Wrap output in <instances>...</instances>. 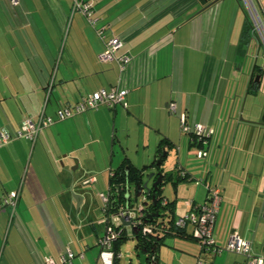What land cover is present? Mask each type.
Instances as JSON below:
<instances>
[{"label":"crops","instance_id":"0c3cea01","mask_svg":"<svg viewBox=\"0 0 264 264\" xmlns=\"http://www.w3.org/2000/svg\"><path fill=\"white\" fill-rule=\"evenodd\" d=\"M76 1L80 7L91 4V15L75 7ZM221 3L17 0L14 4L0 0V131L14 133L24 118L54 115L58 106L73 105L99 88L127 89L122 104L102 105L57 121L42 129L35 142L15 138L0 146V198L20 188L16 207L0 208V264H46L47 257L58 264H110L98 244L106 228L100 194L108 192L110 173L122 162L142 168L156 159L162 139L167 156L174 150L177 153V164L172 168L164 163V170H184L195 179L203 163L198 167L199 162L189 156L202 158L196 156L191 133L180 130V115L184 113L191 125H218L219 108L229 99L228 87L243 67L240 50L244 44L240 39L222 38ZM98 29L106 37L122 39L116 54L129 57L123 69L115 60L100 59L105 43ZM253 69L242 75L244 85H238L237 95L231 92L226 110H238L239 99L250 94ZM172 102L175 112L170 111ZM214 134L215 130L207 151ZM119 136L135 142L117 152L119 163L113 167V146ZM133 147L135 152L141 148L146 152L140 167L128 154ZM220 153V149L214 152L218 158ZM229 157L213 183L222 189L214 225L216 243L225 244L237 231L251 241L254 252L264 254L262 171L251 162L246 168L238 166L239 155ZM95 169L107 170L108 176L94 210V199L84 187L99 180L97 176L90 184L82 180L95 176L88 175ZM144 169L145 174L156 171L155 166ZM190 180L178 181L176 188L182 193L173 197L163 187L162 194L173 202L175 217L187 212L192 203L206 200L205 184L196 183L187 194L183 192L182 183ZM73 193L81 196L77 207ZM129 198L135 201L133 189ZM185 232L165 237L157 264H196L198 259L203 264H237L241 259L232 252H204L188 235L190 229ZM68 249L76 256L62 263L61 256Z\"/></svg>","mask_w":264,"mask_h":264},{"label":"built area","instance_id":"2783aa9c","mask_svg":"<svg viewBox=\"0 0 264 264\" xmlns=\"http://www.w3.org/2000/svg\"><path fill=\"white\" fill-rule=\"evenodd\" d=\"M243 9L249 18L253 32L259 47L264 50V17L261 12L256 8L253 0H242ZM14 4L17 0H12ZM241 3V4H242ZM75 7H80L76 1ZM91 4H82L80 8L86 13L91 15L89 7ZM264 13V7L262 8ZM90 21L94 23V20ZM98 35L104 38V50L100 55L103 61H117L120 68L123 69L124 65L129 61L127 55L117 56L116 52L123 46V41L117 35L106 37L103 29H98ZM127 89L125 88H99L84 96L80 101L73 105H61L55 109L54 115L41 114L37 119L31 117L24 118L17 130L14 133L8 131H0V146L9 143L15 138H27L35 142L38 134L42 129L54 124L56 121L64 120L76 114L96 109L102 105L114 107L117 104L124 103ZM170 111L175 112V104H170ZM180 130L184 133H192L195 140L201 144V147L196 150V156L203 158L207 156L208 139L213 134L212 127L204 126L199 123L189 124L186 115H180ZM96 181V176H89L82 180L83 184H90ZM207 195L204 203H192L189 210L183 215L177 216L174 220V226L178 229H190L191 236L198 241L202 250L210 254H218L221 252H232L241 256L237 264H264V254L256 253L253 251L251 241L242 237L237 231H233L225 244L218 245L214 236V225L219 211L220 203L222 200V189L218 185L206 184ZM20 195V188L9 192L7 195L0 198V208L10 207L14 209ZM100 198L103 202V211H106V228L104 234L99 237L98 244L101 249L102 256L105 261L113 264L115 253L113 251V242L121 234L123 228L126 226L122 224L121 218L124 216L129 220V227L138 225L142 222V216L145 211L142 209V203L134 202L131 205L120 206L118 210L109 212L111 199L109 193H101ZM165 203V201L163 202ZM122 226V227H121ZM126 229V228H125ZM153 228L149 224L142 226V232H151ZM79 255H82L81 253ZM76 254L71 250H67L66 254L61 256V262H68L74 258ZM119 257V254L117 255ZM46 264H58L53 258L47 257ZM196 264H203L201 259L197 260Z\"/></svg>","mask_w":264,"mask_h":264},{"label":"rangeland","instance_id":"374dc122","mask_svg":"<svg viewBox=\"0 0 264 264\" xmlns=\"http://www.w3.org/2000/svg\"><path fill=\"white\" fill-rule=\"evenodd\" d=\"M253 1L256 8L261 12L264 17V13H262V8L264 7V0ZM242 2V0H222V14L220 18L222 27L220 32L223 33L222 38L225 37L229 39H234L233 41L235 42L239 41L241 36L240 32L242 31L243 24L246 20L244 14L245 11L242 7ZM246 40L247 41L243 43L244 46H242V49L240 50V55L242 56L241 63L243 64V67L241 66L240 71H238V78L232 80L230 83L231 86L228 87L226 97H229V99H226V101H224V104L219 108V112H221V115L219 119V124H215L213 127V129L215 130V134L210 142V149L208 150L209 156L202 158V160L197 159L194 155L189 156L191 158V161L194 160L199 162L198 167H201L200 164L203 163V168L201 171L197 172L193 176L195 179H191L186 183H182L184 187L183 192L186 194L187 192H189V188L191 186H195L196 183H200L201 185L205 184L203 179L207 175L208 176L206 180L211 182V185H215L213 183L217 179V171L219 168L223 167L224 161L229 155L230 160H232L235 155L240 156V165L238 164V166L240 167L241 165H244L246 168L247 165L250 164V162L253 163V166H255L254 164H257L259 171H262L261 177L264 184V124H260L261 116L264 111V50L263 48L259 47V43L254 33L248 35L246 37ZM255 64H257L261 69L260 74H256L259 75L260 78L258 89L255 93L242 95V98L239 99L238 110H235V108L226 110V107L229 102H231L233 96L237 95V91L235 90L238 89V85H244V83L242 82V75H245L246 71H249ZM232 91L233 96L231 93ZM241 93L238 92L239 95ZM131 139L132 138L126 140L124 136H119V139L118 137L116 138L115 144L113 146V167L117 166V164L119 163L117 152L121 151L122 147H130V145H133V143L135 142ZM213 149L214 152L215 150L218 151L220 149L221 156L219 158L218 156H215ZM143 152L144 151L142 150V148L138 152H135V148L133 147L128 153L132 156V158L137 164L139 163V167L141 166V163L145 158L144 155L146 152ZM30 159L31 151L28 152L26 158V167H29ZM104 159L105 157H103V160ZM218 161H222V163L216 164ZM164 163H170L172 168L174 167V165L177 164V153L175 150L174 152H170L169 156L165 157L163 164L161 165L163 170ZM148 173L150 172L147 171V173L145 174V182H148V186H151L152 180L147 177ZM88 175H95L99 180V183L95 184L94 186L90 185L88 187H84L88 192V196H91L92 201L94 199V204L92 207L95 210V208H98L100 204V201H98L97 197L99 191H105V184L107 181L108 173L105 169H95L89 172ZM197 180L199 182H197ZM103 183L104 187L102 185ZM163 187L165 188V193H169L172 197L174 196V194L179 195L180 193H182L179 187L177 186L178 188H176L172 181H169ZM145 197V193L139 192L137 194L136 202L141 203ZM168 212L170 211L168 210ZM124 235L128 236L123 239L120 245L118 259L119 264H138L139 260L137 256V251L134 247L136 241L130 236V227L125 230Z\"/></svg>","mask_w":264,"mask_h":264},{"label":"trees","instance_id":"16d2710c","mask_svg":"<svg viewBox=\"0 0 264 264\" xmlns=\"http://www.w3.org/2000/svg\"><path fill=\"white\" fill-rule=\"evenodd\" d=\"M244 12V11H243ZM245 14V23L242 27L241 36H240V42L243 44L246 40V37L248 35H251L253 32L251 22L249 18ZM255 35V34H254ZM261 69L260 67L255 64L252 76L250 78L249 84H248V93H255L256 90L259 87L260 78L259 80H255L256 74H260ZM57 122V121H56ZM260 124H264V111L261 116ZM191 143L194 144L196 150L201 147V144L195 140L194 135L191 133ZM166 143L165 140H160L158 144L157 154L161 153L163 149V144ZM167 144V143H166ZM165 145V144H164ZM166 147V146H165ZM168 147V146H167ZM207 146H205L206 148ZM157 156V157H158ZM165 157L162 159L159 166L156 165V159L152 160V162L148 165L143 166L142 168H138L135 166L130 165L129 163L122 162L118 167H116L111 173H110V186L108 193L110 195L111 204L109 206L108 211H116L120 206H125L127 204H132V199H126L128 195H130L131 189H133L135 193V197L137 198V194L139 192H143L146 194V198L142 201V209L145 212H153V211H159L160 215L157 218H153L152 220H145L142 219V222L138 225L130 227V236L135 239V249L138 253L146 255V264H157L158 262V250L160 249V246L163 243V240L168 235H184L187 233L184 229H178L174 226V220L175 215L173 211V202L169 201L163 194V186L168 183L169 181H172L173 184L176 186L178 181L186 180V179H192L190 178L189 174L185 172L184 170L178 171L176 169L171 170H163L161 165L163 164ZM129 160V159H126ZM149 166H155L156 170H162L164 175L163 179L164 182L160 184L155 192H151L149 194L146 193V191L143 190V183L144 180V171L145 167ZM155 180V177L152 178ZM205 181V185L210 183ZM207 189V187H206ZM207 195V194H206ZM130 197V196H129ZM136 198L133 199L136 202ZM153 199L156 200V205L153 204ZM165 201V203H163ZM133 202V203H134ZM168 210L170 212H168ZM106 214V211H104ZM218 214V213H217ZM145 224H149L153 229L151 232L143 233L142 232V226ZM122 227V226H121ZM125 228H123L121 234L114 240L113 242V251L115 253V257L113 260V264H119V257L117 256L119 254V249L121 242L123 239L127 236L124 235ZM189 236H191L190 233H188ZM192 237V236H191Z\"/></svg>","mask_w":264,"mask_h":264},{"label":"water","instance_id":"95a60500","mask_svg":"<svg viewBox=\"0 0 264 264\" xmlns=\"http://www.w3.org/2000/svg\"><path fill=\"white\" fill-rule=\"evenodd\" d=\"M258 79H259V75H256L255 80L258 81ZM166 156H167V150L165 148H163L161 153L159 154V156L156 158V165L159 166L162 159ZM163 175H164V173L162 170H156V171H152V172L148 173L147 177L150 179L155 177V180L152 182L151 186H148V182H144L142 185L143 190L146 191L147 194H149L151 192H155L157 187L164 182ZM72 195L77 202V206H79L80 202H81V196L79 194H76V193H73ZM156 203H157L156 200L153 199V204L156 205ZM159 215H160L159 211L145 212V214L142 216V218L150 221L153 218L159 217ZM261 217L264 220V206H263ZM121 222L125 226L130 225L129 220H126V217H124V216L121 218ZM137 256H138V260H139L138 264H146V255L138 253Z\"/></svg>","mask_w":264,"mask_h":264}]
</instances>
